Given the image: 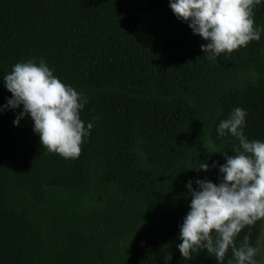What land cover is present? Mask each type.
<instances>
[{"label": "trees", "instance_id": "1", "mask_svg": "<svg viewBox=\"0 0 264 264\" xmlns=\"http://www.w3.org/2000/svg\"><path fill=\"white\" fill-rule=\"evenodd\" d=\"M254 22L264 28V0ZM204 43L169 0H0V106L3 75L42 58L87 98L80 118L93 124L66 159L29 115L13 124L22 106L0 111V264H235L231 248L223 262L206 249L184 260L179 227L187 182L222 178L191 167L224 164L238 144L220 121L240 107L245 136L264 142V31L215 61ZM262 222L236 245L257 247Z\"/></svg>", "mask_w": 264, "mask_h": 264}, {"label": "clouds", "instance_id": "2", "mask_svg": "<svg viewBox=\"0 0 264 264\" xmlns=\"http://www.w3.org/2000/svg\"><path fill=\"white\" fill-rule=\"evenodd\" d=\"M260 3L261 0H169V7L178 20L187 22L193 34L206 41L201 51L215 61L220 54H231L260 39L264 28L254 22V8ZM3 80L12 95L0 111L22 106L14 125L29 115L43 147L66 159L78 158L84 137L93 127L91 122L85 126L80 118L87 98L56 77L42 58L38 63L34 59L16 63ZM246 115V110L237 107L218 125V136L230 134L238 140L233 145V155L221 152L224 164L200 162L191 167L205 172L218 167L222 178L219 183L197 179L196 187L191 180L186 184L190 210L179 227L181 243L177 245L184 260L206 249L216 261L223 262L231 248L235 264H257L254 257L259 249L250 245L247 235L239 246L235 243L242 229L264 219V142L250 141L245 136Z\"/></svg>", "mask_w": 264, "mask_h": 264}, {"label": "rangeland", "instance_id": "3", "mask_svg": "<svg viewBox=\"0 0 264 264\" xmlns=\"http://www.w3.org/2000/svg\"><path fill=\"white\" fill-rule=\"evenodd\" d=\"M257 248L259 249L256 259L257 264H264V219L261 224V231H260V236L258 238Z\"/></svg>", "mask_w": 264, "mask_h": 264}]
</instances>
